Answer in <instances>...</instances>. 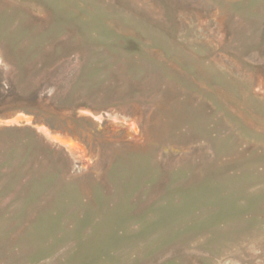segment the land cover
<instances>
[{
	"label": "rangeland",
	"instance_id": "1",
	"mask_svg": "<svg viewBox=\"0 0 264 264\" xmlns=\"http://www.w3.org/2000/svg\"><path fill=\"white\" fill-rule=\"evenodd\" d=\"M4 127L0 264H264V0H0Z\"/></svg>",
	"mask_w": 264,
	"mask_h": 264
},
{
	"label": "trees",
	"instance_id": "2",
	"mask_svg": "<svg viewBox=\"0 0 264 264\" xmlns=\"http://www.w3.org/2000/svg\"><path fill=\"white\" fill-rule=\"evenodd\" d=\"M84 107V106H79ZM77 106H73L70 110L75 109ZM37 119V117H36ZM81 120H84L81 118ZM13 134L19 138V142L16 144L15 153L18 154L20 161L16 165H10L8 167L4 166V162L6 161V153L0 154V167L6 169L9 174L13 175V178H19L21 181H29L32 179V172L34 170L33 167V159L31 157L35 154V148L30 144L29 138L31 135L36 136V131L30 127H4L0 129V134ZM70 134L74 137H78L74 132H70ZM38 136V135H37ZM79 138V137H78ZM80 139V138H79ZM82 140V139H80ZM3 155V159L1 156ZM2 159V160H1ZM8 160L6 161V163ZM5 163V164H6ZM11 167V168H9Z\"/></svg>",
	"mask_w": 264,
	"mask_h": 264
},
{
	"label": "bare ground",
	"instance_id": "3",
	"mask_svg": "<svg viewBox=\"0 0 264 264\" xmlns=\"http://www.w3.org/2000/svg\"><path fill=\"white\" fill-rule=\"evenodd\" d=\"M65 145H66L67 147H71V144H70L69 142H65Z\"/></svg>",
	"mask_w": 264,
	"mask_h": 264
}]
</instances>
